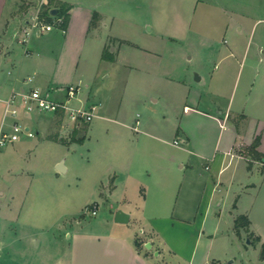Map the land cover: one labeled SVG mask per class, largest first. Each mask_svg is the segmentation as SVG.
Returning a JSON list of instances; mask_svg holds the SVG:
<instances>
[{
    "label": "crops",
    "instance_id": "crops-1",
    "mask_svg": "<svg viewBox=\"0 0 264 264\" xmlns=\"http://www.w3.org/2000/svg\"><path fill=\"white\" fill-rule=\"evenodd\" d=\"M18 1L22 0H0V131L15 119L7 112L13 91L37 87L64 99L65 88L72 83L80 85L78 96L84 93L87 106L96 104L94 116L114 120L120 127L114 126L119 135L111 137L112 145L103 147L115 161L93 178L88 190L87 200L95 199L99 210L97 197L103 198L109 211L84 222L81 215H73L75 211L52 218L35 206L22 216L24 204L15 209L8 202L1 213L5 223L0 264H229V254L246 237L262 249L264 164L247 156L243 147L260 135L258 150L264 153V42L242 41L249 34L260 39L264 0H40L36 11L49 1L52 7L60 1L69 3V18L65 28L37 31L27 42L20 40ZM200 5L203 14L216 7L229 15L220 27L233 42L225 38L217 42L211 31H202V22L201 31L194 34ZM30 7L23 13L31 12ZM136 16L157 35L192 39L216 58L207 91L213 96V113L200 109L204 92L199 89L198 107H190L208 117L207 123L199 120V126L202 130L212 125L213 138L201 136L196 142L183 128L186 152L162 150L147 121L142 131L139 117L133 123L126 116L129 79L121 77V71L138 67L122 61L112 46L127 40L119 24L135 25L140 22ZM107 46L114 60L103 58ZM200 68L196 80L206 83ZM108 78L112 81L106 86ZM122 81L124 87L116 94ZM55 117L61 119L60 129L69 128L58 114L53 113L51 121ZM73 136L60 139L69 146L85 140ZM63 163L67 171V159ZM78 191L75 197H81ZM118 209L130 213L128 222L115 221ZM241 214L250 224L237 229ZM8 220L14 223L7 224Z\"/></svg>",
    "mask_w": 264,
    "mask_h": 264
},
{
    "label": "rangeland",
    "instance_id": "rangeland-1",
    "mask_svg": "<svg viewBox=\"0 0 264 264\" xmlns=\"http://www.w3.org/2000/svg\"><path fill=\"white\" fill-rule=\"evenodd\" d=\"M39 3L40 0L18 1L17 12L21 20V29L26 24V18L31 19L34 14L40 13L42 4L36 11ZM29 7L31 12L23 13ZM203 13H205L204 8L200 5L195 13L193 28L197 27L194 34L201 31L198 25L202 22V31H211L216 36L217 42H225L224 38L227 42H233L232 35L224 33L220 27V24L228 21L227 13L216 7H213V13L208 15ZM136 18L140 21L141 16ZM134 24L127 26L123 22L120 23L118 29L127 40H119L112 46L118 50L122 61L138 67L131 70L128 66L121 71V77L125 74L126 80L129 79L124 107L127 118L135 123L136 118L139 117L142 131L143 123L147 121L153 129L151 133L160 138V146L166 152H186L184 146L187 138L183 134V128L190 131L191 137L196 142L201 136L207 139L213 138L212 125L204 126L202 130L199 126V120L207 123L208 117L190 110L192 106L198 107L196 89H199L204 92L200 109L213 113V96L207 92L213 80V64L216 59L213 58L212 50H206V46H198L192 39L159 36L151 30L150 24L144 25L142 21ZM54 27V31L59 29L57 24ZM36 33L37 30L30 35L31 39L36 38ZM259 37L260 39L256 40L249 34L242 42H264V25L260 27ZM198 49L201 53H198ZM200 57L204 58L203 62H200ZM201 66L204 68L202 71L206 83L196 80L197 73L200 74L199 71L202 69ZM110 78L104 80L106 86L111 83ZM98 80L103 81L100 77ZM123 87L122 81L115 87V93H120ZM83 96L84 93H80L78 97L82 100L75 97L70 104L76 107L81 105L88 107L83 101ZM20 116L21 123L30 125L35 135L28 136L22 133L19 139L0 145V232L5 223L1 213L8 202L15 209L24 204L22 216L33 206L52 218L61 217L64 213L67 217L69 214L66 213L75 211L76 214L73 215H81L84 222L106 214L109 211L107 203L99 197H97L98 213L93 214L91 208L96 201L87 200L88 190L93 178L109 163L115 161L114 154L104 153L103 147L112 145L111 137L119 135L114 126L120 127V125L114 120L96 115L88 123H82L80 126L70 125L63 131L60 129L59 117L51 121L53 113L22 108ZM50 122L51 125L47 126ZM131 132L137 135L132 129L129 133ZM74 133L75 136H83L85 140L69 146L60 139V137L66 139ZM175 139L179 140V145L182 147L175 144ZM246 147H243L245 153ZM60 157V162L67 159L69 166L67 171L58 169L56 160ZM75 190H79L81 197L84 195L83 200L81 197H75ZM8 221L7 224L14 223L12 220ZM141 229H138L139 234H143ZM64 231L59 230L62 234ZM231 261L232 264H264L260 245L251 242L249 237L243 239L241 245L235 247L229 254L227 263Z\"/></svg>",
    "mask_w": 264,
    "mask_h": 264
},
{
    "label": "built area",
    "instance_id": "built-area-1",
    "mask_svg": "<svg viewBox=\"0 0 264 264\" xmlns=\"http://www.w3.org/2000/svg\"><path fill=\"white\" fill-rule=\"evenodd\" d=\"M53 17V22H47L44 21L38 13L34 15L22 27V36L20 40L22 42H27L30 35L36 30L38 32H44L53 29L56 24L61 26L63 17L56 15H53ZM28 80L32 81L33 77H28ZM65 89L66 94L64 99L53 98L48 92L37 87L29 90L23 89L13 91L7 101V112L15 119L10 123L9 127H3L1 129L0 145H5L8 142L19 139L22 133L28 136L35 135L29 125L21 123L20 119H18L22 108L29 111H44L58 114L68 126H80L82 123L92 121L97 108L96 104L88 105V107L84 105L76 107L70 104V101L78 96L81 89L80 85L72 83ZM175 142H178V140H175ZM91 211L93 214L97 213L98 206L96 203L91 208Z\"/></svg>",
    "mask_w": 264,
    "mask_h": 264
},
{
    "label": "trees",
    "instance_id": "trees-1",
    "mask_svg": "<svg viewBox=\"0 0 264 264\" xmlns=\"http://www.w3.org/2000/svg\"><path fill=\"white\" fill-rule=\"evenodd\" d=\"M51 1H49L48 3H44L42 4V10L40 11L39 15L40 17L47 22H53L54 21V17L51 14V9L53 8L51 6ZM57 7L59 8L58 13L56 14V16H60L63 17V23L61 24L62 27H66L68 18H69V8H70V4L67 2H63L60 1L57 4ZM103 58L108 59V60H114L115 59V54L114 52L111 51L110 47H105L104 51H103ZM76 131V130H75ZM76 133H74L73 138L77 139L79 141H82L84 139L83 136L79 137V138H75ZM260 144V135H257L255 137V139L253 140V142L248 145L246 147V154H248L252 159H257L260 160L263 164H264V153L258 150V146ZM251 164V162H250ZM250 224V219L247 215L245 214H241L237 217L235 225L236 228L239 229L240 226H249ZM138 244H140L139 241H137ZM261 258L264 259V241L262 243V249H261ZM232 264V263H229Z\"/></svg>",
    "mask_w": 264,
    "mask_h": 264
},
{
    "label": "water",
    "instance_id": "water-1",
    "mask_svg": "<svg viewBox=\"0 0 264 264\" xmlns=\"http://www.w3.org/2000/svg\"><path fill=\"white\" fill-rule=\"evenodd\" d=\"M58 11H59V8L58 7H53L52 9H51V14L52 15H56L57 13H58ZM197 78H199V76H198V74H197ZM58 169L60 170V171H65V165H64V163H63V161H61V162H59V164H58ZM114 218H115V221H117V222H123V223H126V222H128L129 220H130V213L129 212H126L125 210H123V209H118V210H116V212H115V216H114ZM151 243L150 242H148L147 243V246L148 247H151ZM232 262V261H231Z\"/></svg>",
    "mask_w": 264,
    "mask_h": 264
}]
</instances>
